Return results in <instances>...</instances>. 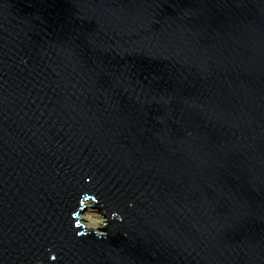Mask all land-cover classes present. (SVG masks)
<instances>
[{"label": "water", "instance_id": "95a60500", "mask_svg": "<svg viewBox=\"0 0 264 264\" xmlns=\"http://www.w3.org/2000/svg\"><path fill=\"white\" fill-rule=\"evenodd\" d=\"M0 264H264V0H0Z\"/></svg>", "mask_w": 264, "mask_h": 264}, {"label": "rangeland", "instance_id": "374dc122", "mask_svg": "<svg viewBox=\"0 0 264 264\" xmlns=\"http://www.w3.org/2000/svg\"><path fill=\"white\" fill-rule=\"evenodd\" d=\"M81 224L86 229L97 230L98 227L103 223V218L91 209H87L84 213L80 214Z\"/></svg>", "mask_w": 264, "mask_h": 264}]
</instances>
